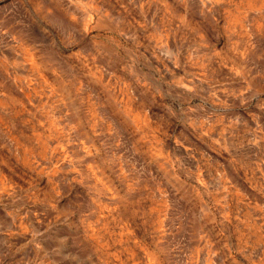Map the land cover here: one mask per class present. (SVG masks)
Returning a JSON list of instances; mask_svg holds the SVG:
<instances>
[{
    "label": "rangeland",
    "instance_id": "rangeland-1",
    "mask_svg": "<svg viewBox=\"0 0 264 264\" xmlns=\"http://www.w3.org/2000/svg\"><path fill=\"white\" fill-rule=\"evenodd\" d=\"M140 4L111 0L115 18H93L77 41L49 22L45 0H0L6 264H205L211 252L210 264H264V144L239 156L225 145L227 116L203 82L260 70L264 12L249 4L242 16L240 0H224L208 5V22L199 0H148L143 15ZM153 16L160 27L187 23L211 41L216 63L191 65L203 78L196 87L168 80L167 95H155L158 78L144 63L151 45V63L160 64V37L144 19ZM250 104L238 109L249 139L264 135V116Z\"/></svg>",
    "mask_w": 264,
    "mask_h": 264
},
{
    "label": "clouds",
    "instance_id": "clouds-1",
    "mask_svg": "<svg viewBox=\"0 0 264 264\" xmlns=\"http://www.w3.org/2000/svg\"><path fill=\"white\" fill-rule=\"evenodd\" d=\"M130 2L135 3V0H130ZM145 2H148V0H141V15H143ZM190 2L195 3V0H180L182 4H189ZM221 3H224V0H199V4L203 5V9L200 10L201 17L208 22L214 21L215 15L209 17L205 10H207V13H211L212 9H209L208 5L212 4L215 6ZM240 3L245 8L244 13H241L242 16L252 10L247 7L249 4L256 5L260 12H264V0H240ZM110 4L111 0H45L44 14L47 16L49 22L62 25L65 30L70 31L74 38L79 41L85 38L83 34L85 25L93 18H95L97 24L106 19L115 18L110 17L106 11V8L110 6ZM144 19L148 31H154L156 35L160 37L157 45V47L161 49V54L157 57V59L160 60V64L151 63V57L155 55V52L151 51V45H149L150 50L147 51L144 56V63L151 71L153 80L157 81L158 78V88L155 95H167V92L162 93L161 90L168 80L174 82L179 80L181 84H183L184 81H189L192 87H196L194 81L196 79L203 80V78L198 75H192L191 65L201 62L208 65H214L216 63V50L214 47L208 46L211 41L202 39L200 31H192L187 23L182 22L176 27H160L155 22V16H153L151 20L147 17H144ZM253 19H255V17ZM184 20H187V16H185ZM17 23L23 22L17 21ZM247 23L248 27L251 28L252 22L248 21ZM4 34L3 30L0 29V35ZM169 34H171L173 40L171 45H169ZM257 59L262 63L260 70L255 74L246 72L244 77L240 80L229 79L226 84H219L215 80L203 81L209 83L212 103L219 105L217 111L223 112L224 115L227 116V120L223 121L221 124L222 128L228 129V139L225 141V145L230 141L233 152L237 156L242 154L237 151V149H246L249 145L259 148L264 144V135L259 137L253 135L251 139L248 138L249 121L243 117L238 110L246 105L251 107L250 102L255 101L254 106L260 109V116H264V97H262V92H264V54L257 57ZM165 61H167V63H165ZM120 65H124V62L120 61L118 66ZM177 69L180 70L179 73H177ZM125 70L127 71L126 66ZM209 72H211L210 68ZM132 75L135 74L132 73ZM219 93H223V98H221ZM139 94L143 102L148 104L153 103L151 96H145L142 91H139ZM183 95L187 98V93ZM165 107H167V105H165ZM193 111H196V120H199L201 113L189 107L188 112ZM166 114L170 119L173 117L177 120L184 119V116L179 112L169 111ZM203 115H206V113H203ZM157 118L163 119V117L160 116ZM257 127L259 128V124H257ZM173 135L175 136V133ZM177 143H179L178 140H173L174 145ZM131 147V144H129V148ZM224 150L226 151L227 148L225 147ZM224 164L230 167L229 161L225 160ZM84 210H87V208ZM36 211L43 213L47 211V206L37 208ZM215 255V252H211L210 256L206 258L205 264H210L211 258Z\"/></svg>",
    "mask_w": 264,
    "mask_h": 264
},
{
    "label": "bare ground",
    "instance_id": "bare-ground-1",
    "mask_svg": "<svg viewBox=\"0 0 264 264\" xmlns=\"http://www.w3.org/2000/svg\"><path fill=\"white\" fill-rule=\"evenodd\" d=\"M2 187L0 186V199L3 197V191ZM2 221L0 219V264H6V260L8 258V249H7V241L6 237L2 234ZM22 264V263H21ZM24 264H31L27 261V263Z\"/></svg>",
    "mask_w": 264,
    "mask_h": 264
}]
</instances>
